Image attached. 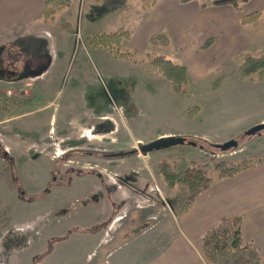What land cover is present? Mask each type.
Instances as JSON below:
<instances>
[{
    "label": "rangeland",
    "instance_id": "obj_1",
    "mask_svg": "<svg viewBox=\"0 0 264 264\" xmlns=\"http://www.w3.org/2000/svg\"><path fill=\"white\" fill-rule=\"evenodd\" d=\"M130 1L131 5L140 3L139 0ZM108 5L112 8L119 7L116 1L112 3L110 0H80L78 4L60 14L55 25L46 28L48 35L42 29L36 30L33 37L38 38L44 45L31 44V47H27V55L26 49L21 51L12 44L0 47L1 89L6 90L8 87L4 86V81L13 80L14 87H17L11 88V91L17 96H21V92L24 94L22 103L19 100L18 103L0 100V118L5 114L17 116L11 120L9 129L0 126V133L9 137L7 142L10 148L12 147V156H6L0 146V157L6 156L4 165L8 167L5 170L7 180L16 191L17 201L13 199L12 208L16 217H22L16 219L9 207L0 210V224L7 227L5 232L2 231L7 233V242L14 244L23 242L24 248L21 246L22 250L17 249L20 252H17L13 264H112V259L108 261L109 258L105 256L107 246L105 243L117 233L123 240L132 239L152 226V222L147 223L140 219L138 206L141 204L137 201L133 208L132 205L123 207L120 204H113L109 194L97 189L99 182L104 186V179L116 180L121 176L119 168L115 167L119 160H107L104 154L117 153V149L131 146L133 140L138 138L147 144L152 141L150 138L153 136L172 128L175 102H179L178 106L184 110L209 105L210 108L206 111L211 112L210 109L214 107L215 111L219 102L235 98L230 102L233 104L238 95L249 92L257 98H264L259 88L253 91L246 88V84L239 83L240 77L237 72L242 60L249 56L264 54V15L257 16V20L252 21L253 25L247 27L249 32H262L263 40L256 47L243 50L241 61L236 59L228 62L224 68L200 83L190 84L188 92L179 96L172 92L168 82L151 67L145 55L152 52L154 55H163L166 59L181 64V59L171 51V48L150 47L143 55L135 56L128 61L117 59L108 51L87 44V37L98 32L115 33L126 30L132 32L130 39L133 40L134 23L131 17L124 14L112 15L103 23L104 18L101 14L105 12L106 7L109 9ZM59 23L62 25L61 29L57 27L60 26ZM127 41H123L119 46L122 53L134 51L130 48V41ZM46 49L49 50V54L58 58L55 66L48 71H41L44 68L34 69L35 73L29 77L7 69L16 58L24 59L25 55L27 58L28 56L37 58L40 54H46ZM22 62L23 60L18 63L19 69L23 67ZM38 62L44 63V60L39 58ZM133 65L136 67H132ZM153 78L158 82L151 81ZM138 110L140 115L136 116ZM29 111L34 112L23 115ZM77 113L87 115V119L94 123L100 116L112 115L114 128L108 119L103 121L101 127L106 128V132L112 128L113 133L107 136L98 135L92 129L91 132L79 133L81 139L75 138L79 130L74 133L75 130L70 125L73 122L78 123ZM64 116L71 124L68 136L62 137L60 127ZM127 117L128 123H123ZM217 122L215 116L213 125L217 126ZM31 128L36 130H30ZM206 135L216 140V144L228 141L220 139L222 135H219L215 128L208 129ZM260 136L262 138L259 144L255 139ZM235 138L240 141V145L238 149L228 152H222L214 145L210 147L207 146L210 144L199 143L210 153L204 161L196 155L180 156L173 153L182 147H188V144L154 151V155L157 157L165 155L166 160L176 162L179 170L191 166L192 159L198 160L196 162L198 168L203 169V165L207 164L208 167L204 168L206 175L216 179V173L212 168L214 161L226 160L234 163L247 157L264 156V130L255 136L243 134ZM17 144L18 154L14 151ZM133 161L138 164L135 159ZM157 161L158 159L152 158L148 163L154 165ZM108 167L112 171L108 170ZM161 179L164 184H157L162 196L165 199L171 197L178 211L185 201L186 188L177 186L172 190L162 176ZM170 191H173L171 195ZM155 193L158 194V191ZM89 199L91 205L99 206L101 209L91 217H88L86 212L83 218L86 222L78 227L74 221V211L80 206H89L87 203ZM104 201H108L107 213ZM23 217L27 218L26 222ZM78 219L76 217V220ZM88 221L94 223L89 225ZM79 231L81 232L78 233ZM95 231L99 234L97 239L102 235L98 247L88 239V235ZM22 232L26 235H21ZM30 254H33L34 259Z\"/></svg>",
    "mask_w": 264,
    "mask_h": 264
},
{
    "label": "crops",
    "instance_id": "obj_2",
    "mask_svg": "<svg viewBox=\"0 0 264 264\" xmlns=\"http://www.w3.org/2000/svg\"><path fill=\"white\" fill-rule=\"evenodd\" d=\"M48 1L50 0H0V47L12 44L13 47L21 49V51L26 49L27 55V47H31V44L43 46L44 43L39 42L38 38H34L33 35L37 29H42L48 35L46 28L56 23L57 18L53 21H43V11ZM79 1L70 0V6L60 14L65 13ZM131 3L132 1L126 0L124 6L116 11H111L106 7L105 12L101 14L104 18L103 23H106L112 15L124 14L131 17L134 23L132 24L134 26V38L133 40L128 39L127 42L130 41V48L138 56L149 50V41L152 36L166 32L171 42L167 48H171V51L175 52L182 64L187 67L191 85H196V83L212 76L230 61L236 59L241 61L243 50L254 48L263 40L261 31L249 32L247 27L253 25L252 21L257 20L256 15H264V0H250L238 8L229 5L202 7L199 1L156 0L155 5L149 11H143L140 3L136 2L134 5ZM57 27L61 29L62 25H57ZM130 33L132 37V32ZM247 34L250 40H248ZM250 43L252 47L249 45ZM45 51L46 54H40L37 58L30 56L27 58L26 55L24 59L16 58V61L12 62V65H8L7 69L18 71L22 76L29 77L35 73L34 69L44 68L41 71H48L49 68L55 66L58 58L49 54V50L46 49ZM39 58L44 60V63H39ZM22 60L23 67L19 69L18 63ZM132 67H136V65ZM151 81L158 82L156 78ZM239 83L246 84V88L253 91L259 88L264 95V82L249 84V82L240 79ZM3 84L8 87L4 90L1 89L0 85V100L14 101V103H18L19 100L22 103L24 100L23 92H21V96H17L11 91V88L17 87H14L13 80H6ZM233 99L235 98L222 103L219 102L215 111H213L214 107L210 109L211 112L206 111L210 108L209 105L207 107L203 105L194 107L191 114L189 113L190 109H180L179 102H175L172 128L150 139L154 141L163 137H184L189 141H194L197 146L188 145V147H182L173 153L180 156L196 155L204 161L210 153L199 143L219 145L216 144V140L206 135L208 129L215 128L216 132L222 135L220 139L229 141L243 135L248 129L256 125L264 124V98H257L256 95L249 92L238 95L236 104L230 103L233 102L231 101ZM133 104L136 106L135 102ZM67 111L69 112V109ZM73 111L76 112V109L73 108ZM32 112L34 111L26 112L23 115ZM7 115L5 114L4 117L0 118V126H6V129H9L11 120L17 116ZM139 115L140 110L136 116ZM215 116L218 127L213 125ZM87 117L83 113H77L78 123L73 122L70 125L71 122H68L67 117L64 116L60 127L62 137L68 136L70 133L69 125L73 126L74 133L79 130L75 137L77 139H81L80 134L82 132H91L92 129L98 135L107 136V134L113 133L112 128L106 132V128L101 127L106 119L113 127L112 115L100 116L99 119H96L97 121L94 120L95 123L88 120ZM128 119L129 117L123 123L127 124ZM92 123L94 124L92 125ZM30 130L36 129L31 128ZM48 134L49 132H47ZM4 135L2 136L0 133V146L6 156H12V147L10 148V144L7 142L9 137ZM261 138L260 136L255 140L260 144ZM131 144L129 147L117 149V152L130 151L129 148L132 147L131 150H134L145 143L141 138H138L133 140ZM17 149L18 144L14 147L16 153ZM23 149L25 150V148ZM154 154V152L147 155L134 154L114 159L119 160L115 167L119 168L118 171L121 172V176L116 180L113 178L104 179V186L100 185L101 182L96 186L99 191L111 196L113 204H120L123 207L132 205L133 208L137 201L142 205L138 206L140 219L147 223L152 222V226L132 239L123 240L118 233L112 236V239L105 243L107 245L105 256L109 258L108 261L112 259V264H208L202 254L204 234L216 226L222 218L239 216L243 219L242 231L245 242L258 249L261 256L260 264H264V163L231 178L213 179L211 186L196 198L191 208L183 214L177 215L179 210H176L173 199L171 197L165 199L157 184H164L161 175L157 173V165L166 156L157 157ZM6 156L0 157V210L9 207L16 217L11 202L13 199L17 201L15 199L17 197L13 185L7 180L8 176L5 170L8 167L4 165ZM20 158L22 157L20 156ZM152 158L158 159L154 165L148 163ZM134 159L138 164L133 161ZM107 160L111 161L112 159ZM197 161L192 159L191 163ZM15 168L16 165L13 166L14 172L16 171ZM108 168L112 171L110 167ZM100 176L99 178H101ZM155 191H158V194ZM171 192L173 191H170V195ZM76 200L84 201L87 199ZM104 202L105 213H107L108 201ZM163 202L165 205H162ZM87 203L89 206H80L74 211L76 217L79 218L76 220L74 215V221L78 227L82 226L81 223L86 222L83 218L87 213V216L91 217L97 214V210L101 209L99 206L91 205L90 199ZM30 205L32 204L30 203ZM17 217L22 219L20 216ZM23 219L26 222L27 218L23 217ZM87 223L90 225L94 221ZM5 229H7L5 225L0 227V264H13L17 252L24 248L23 242L22 244L8 243L7 233H4ZM3 230L4 232H2ZM21 235L25 236L26 234L22 232ZM97 235L99 234L96 231L90 233L88 239L98 247L102 235L99 236V239H97ZM21 246L22 249H20ZM30 255L34 259L33 254Z\"/></svg>",
    "mask_w": 264,
    "mask_h": 264
},
{
    "label": "trees",
    "instance_id": "obj_3",
    "mask_svg": "<svg viewBox=\"0 0 264 264\" xmlns=\"http://www.w3.org/2000/svg\"><path fill=\"white\" fill-rule=\"evenodd\" d=\"M117 2L119 7L109 10L116 11L124 6L126 0H110ZM143 11H149L156 0H139ZM182 2L199 1L202 7L229 5L234 8L248 3L250 0H181ZM70 6V0H50L46 3L43 11V21H53L57 16ZM258 16V15H256ZM131 33L123 30L115 33L98 32L87 37V44L105 50L120 60L131 61L138 56L134 51L122 53L120 44L130 39ZM151 48L168 47L171 45L170 38L166 32L156 34L150 38ZM146 58L156 73L165 79L171 90L177 95H185L190 89L191 79L184 64L174 63L163 55H154L148 52ZM240 79L249 83L264 82V54L260 56H249L242 60L238 66ZM192 109H190V114ZM202 145V144H201ZM212 147L213 145H209ZM264 163V156H252L243 158L237 162L226 160L214 161L212 168L217 179L231 178L239 173L253 169ZM185 170H179L176 162L162 160L157 165V172L170 189L184 186L187 190L185 201L177 212V215L188 211L196 198L204 193L212 184L213 179L206 175L204 168H198L196 162ZM243 219L239 216L222 218L218 224L208 230L202 238V254L208 264H260L261 256L258 249L252 244L246 243L242 231Z\"/></svg>",
    "mask_w": 264,
    "mask_h": 264
},
{
    "label": "water",
    "instance_id": "obj_4",
    "mask_svg": "<svg viewBox=\"0 0 264 264\" xmlns=\"http://www.w3.org/2000/svg\"><path fill=\"white\" fill-rule=\"evenodd\" d=\"M264 130V124L256 125L250 129H248L244 135L245 136H255L257 134H260ZM188 144L190 146H197V143L194 141H187L184 137H163L156 139L150 143L139 145L136 149L126 151V152H118V153H112L108 156L110 158H123L126 156H131L134 154H141V155H147L151 152L158 151L161 149H167L173 146L178 145H185ZM240 143L236 139H232L230 141H227L223 144L215 145V148L222 151V152H228L232 149H237L239 147Z\"/></svg>",
    "mask_w": 264,
    "mask_h": 264
},
{
    "label": "flooded vegetation",
    "instance_id": "obj_5",
    "mask_svg": "<svg viewBox=\"0 0 264 264\" xmlns=\"http://www.w3.org/2000/svg\"><path fill=\"white\" fill-rule=\"evenodd\" d=\"M238 141V140H237ZM240 142V141H239ZM105 155V157L107 158V156L106 155H109V154H104ZM55 180V179H54Z\"/></svg>",
    "mask_w": 264,
    "mask_h": 264
}]
</instances>
